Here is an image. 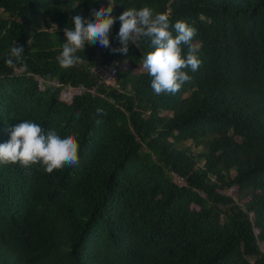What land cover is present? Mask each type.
I'll return each mask as SVG.
<instances>
[{
    "label": "trees",
    "instance_id": "obj_1",
    "mask_svg": "<svg viewBox=\"0 0 264 264\" xmlns=\"http://www.w3.org/2000/svg\"><path fill=\"white\" fill-rule=\"evenodd\" d=\"M109 3L0 0V143L28 119L79 143L50 174L0 164V264H264V0H111V46L61 68L71 18ZM144 6L196 29L202 63L174 95L141 68L148 39L111 50ZM105 63L117 86L92 73Z\"/></svg>",
    "mask_w": 264,
    "mask_h": 264
},
{
    "label": "clouds",
    "instance_id": "obj_2",
    "mask_svg": "<svg viewBox=\"0 0 264 264\" xmlns=\"http://www.w3.org/2000/svg\"><path fill=\"white\" fill-rule=\"evenodd\" d=\"M112 12L110 0L107 7L92 9L90 18L82 15L71 18L74 27L64 29L65 42L56 57L61 68L79 63L81 57L77 53L85 51L89 42L105 48L111 46L110 31L117 20ZM118 19L121 22L117 33L120 47L111 50L126 54L130 44L139 46L142 39H148L153 50L143 56L141 68L152 77L151 87L156 94H176L192 78L186 70L199 69L202 63L197 55L199 45L193 43L196 29L186 21L177 20L173 25L167 12H154L148 6L127 8ZM182 46H187L186 55ZM24 52L23 46L14 43L5 64L15 69L16 64L22 62ZM96 115L106 113L103 108H97ZM17 162L24 167L39 164L50 174L53 170L79 164V143L71 133L62 135L56 128L45 132L33 120H23L10 129V139L0 143V164Z\"/></svg>",
    "mask_w": 264,
    "mask_h": 264
},
{
    "label": "built area",
    "instance_id": "obj_3",
    "mask_svg": "<svg viewBox=\"0 0 264 264\" xmlns=\"http://www.w3.org/2000/svg\"><path fill=\"white\" fill-rule=\"evenodd\" d=\"M92 73L105 84L117 86L119 72L115 64L105 63L91 68Z\"/></svg>",
    "mask_w": 264,
    "mask_h": 264
},
{
    "label": "rangeland",
    "instance_id": "obj_4",
    "mask_svg": "<svg viewBox=\"0 0 264 264\" xmlns=\"http://www.w3.org/2000/svg\"><path fill=\"white\" fill-rule=\"evenodd\" d=\"M68 93H69V94H68ZM65 96H66L67 98L70 97V90H67V91H66Z\"/></svg>",
    "mask_w": 264,
    "mask_h": 264
}]
</instances>
